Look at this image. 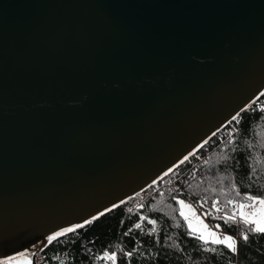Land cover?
<instances>
[{
  "label": "water",
  "instance_id": "1",
  "mask_svg": "<svg viewBox=\"0 0 264 264\" xmlns=\"http://www.w3.org/2000/svg\"><path fill=\"white\" fill-rule=\"evenodd\" d=\"M263 93L264 0H0V263L35 264Z\"/></svg>",
  "mask_w": 264,
  "mask_h": 264
},
{
  "label": "trees",
  "instance_id": "2",
  "mask_svg": "<svg viewBox=\"0 0 264 264\" xmlns=\"http://www.w3.org/2000/svg\"><path fill=\"white\" fill-rule=\"evenodd\" d=\"M248 195L264 198V93L162 180L51 242L35 264H264V233L246 231L238 213L226 219L236 204L250 203ZM181 200L210 228L232 236L236 251L189 231L178 212ZM106 252L115 253L114 262ZM14 264L27 261L21 256Z\"/></svg>",
  "mask_w": 264,
  "mask_h": 264
},
{
  "label": "snow or ice",
  "instance_id": "3",
  "mask_svg": "<svg viewBox=\"0 0 264 264\" xmlns=\"http://www.w3.org/2000/svg\"><path fill=\"white\" fill-rule=\"evenodd\" d=\"M233 119H236V117H233ZM247 201L250 203H239L236 204L235 207L239 210V220L241 223H243L246 226V231L250 230L251 232H257V233H264V198H258L255 196L248 195L245 197ZM178 203L181 205V215L184 216L185 220H188V216L185 215L184 208L188 207L191 211L190 205H185L184 201H178ZM230 204L233 203V201H229ZM257 205L259 207H257ZM213 207L215 208V204H213ZM245 208H253L254 210L252 212L246 213L244 211ZM107 211H111V209H107ZM193 216L195 213H192ZM104 213L101 212L100 216H103ZM237 217V212L234 211L230 216H227L226 219L228 221H234ZM98 216H93L92 219L86 220L84 224H77L75 227H69L65 228L62 231L56 232L54 235H49L47 237V241L51 243L52 241L56 240L58 237L65 235L68 232H73L76 230V228H82L85 226V224H91L94 220H97ZM135 227L139 228L140 225L137 224ZM218 227V226H217ZM189 228H192L191 222H189ZM195 231V229H193ZM209 238H211V243L213 244H223L225 247H227L230 251L235 252L236 251V241L233 239L232 236H223V238H220L217 236V234L211 230H209V227L207 225H202V230L199 235V239L204 241L205 244L208 243ZM243 239L247 240L248 235L245 233L243 235ZM21 256L25 257V260L27 261V264H33V261L29 259L24 253L20 254ZM106 259L115 261V253H112L109 255L107 252L104 254ZM128 255H131V253H128ZM15 258H9L10 264H14ZM63 264V262H61Z\"/></svg>",
  "mask_w": 264,
  "mask_h": 264
},
{
  "label": "rangeland",
  "instance_id": "4",
  "mask_svg": "<svg viewBox=\"0 0 264 264\" xmlns=\"http://www.w3.org/2000/svg\"><path fill=\"white\" fill-rule=\"evenodd\" d=\"M184 204L185 205H189V204H186V203H184ZM257 207H259V206L257 205ZM253 210H254L253 208H245L244 209V211L246 213L252 212ZM178 212H179V215L183 218L187 229L189 231H191L192 233H195L196 235L199 236L200 232L202 230V225H207L206 222H205L203 214L200 213L199 211H197L196 209H194V207H192V206H191V211L189 210L188 207H185L184 208V212H185V215L188 216V220L186 221L184 216L181 215V205L180 204H178ZM193 212L195 213L194 216L192 214ZM237 213H238V217H239V210L238 209H237ZM189 222H191V224H192V228L191 229L189 228ZM193 229H195V231H193ZM209 230L215 232L217 234V236H219L220 238H223V236L227 235V234L221 232L218 228L212 229V228L209 227ZM227 236H229V235H227ZM208 241L211 242V238H209Z\"/></svg>",
  "mask_w": 264,
  "mask_h": 264
},
{
  "label": "built area",
  "instance_id": "5",
  "mask_svg": "<svg viewBox=\"0 0 264 264\" xmlns=\"http://www.w3.org/2000/svg\"><path fill=\"white\" fill-rule=\"evenodd\" d=\"M258 109H261V107H260V106H258Z\"/></svg>",
  "mask_w": 264,
  "mask_h": 264
},
{
  "label": "crops",
  "instance_id": "6",
  "mask_svg": "<svg viewBox=\"0 0 264 264\" xmlns=\"http://www.w3.org/2000/svg\"><path fill=\"white\" fill-rule=\"evenodd\" d=\"M195 209V208H194Z\"/></svg>",
  "mask_w": 264,
  "mask_h": 264
}]
</instances>
